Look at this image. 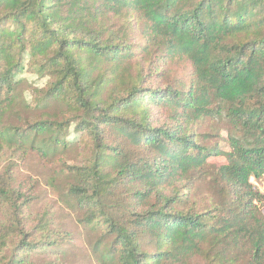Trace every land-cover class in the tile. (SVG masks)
Instances as JSON below:
<instances>
[{
  "label": "trees",
  "instance_id": "trees-1",
  "mask_svg": "<svg viewBox=\"0 0 264 264\" xmlns=\"http://www.w3.org/2000/svg\"><path fill=\"white\" fill-rule=\"evenodd\" d=\"M257 183L264 0H0V264H264Z\"/></svg>",
  "mask_w": 264,
  "mask_h": 264
},
{
  "label": "rangeland",
  "instance_id": "rangeland-1",
  "mask_svg": "<svg viewBox=\"0 0 264 264\" xmlns=\"http://www.w3.org/2000/svg\"><path fill=\"white\" fill-rule=\"evenodd\" d=\"M26 78H28V81L29 82H34L33 80L34 79H32L31 77H29L28 75H27V77ZM37 84H39V82L37 83ZM201 131H204V132H211V133H213V134H217L218 132H220L219 131V129L217 128V127H212L210 124H208V123H205V124H203L202 126H201ZM223 137H225V133L223 132V133H220ZM224 161L223 160H221V159H218V160H212L211 161V163L212 164H216V165H218V164H222ZM32 167L31 168V171H32V173L34 174V175H40L41 173H42V171H43V169L42 168H40V167H35L34 166V164L33 165H29V167ZM22 171L23 172H27L26 171V169H24V168H22ZM257 187L259 188V190L261 191V192H263L264 193V185L262 184V183H257ZM50 200L51 199V197L50 196H48V198H44V201L45 200ZM51 201L53 202V199H51ZM46 203V202H45ZM41 208V205H39V207L37 208V209H40ZM57 208V206H55L54 205V207H53V210L54 209H56ZM68 222H70L69 220H65L64 221V226H65V228L66 229H68V230H70V229H72V226L68 223ZM69 242H70V244H71V246L73 247V248H78V249H81V250H84L85 248H84V245H85V243H84V241L81 239V237L78 235V233H75L74 234V236H72V239H70L69 240Z\"/></svg>",
  "mask_w": 264,
  "mask_h": 264
}]
</instances>
